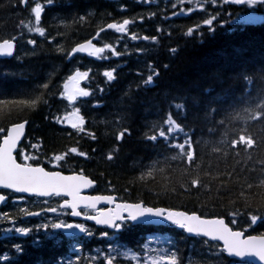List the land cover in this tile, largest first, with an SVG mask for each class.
Listing matches in <instances>:
<instances>
[{
    "label": "trees",
    "instance_id": "1",
    "mask_svg": "<svg viewBox=\"0 0 264 264\" xmlns=\"http://www.w3.org/2000/svg\"><path fill=\"white\" fill-rule=\"evenodd\" d=\"M35 2L44 5L40 23L45 29L44 37L30 33L21 24L22 21H34L30 8ZM201 3L204 10L200 9ZM190 7L193 11L187 12ZM181 9L185 12L182 13ZM89 12L93 14L88 15ZM250 12H255L263 20L257 24L240 23L238 17ZM80 15H85L84 21L79 20ZM210 16L216 17L214 32L202 24ZM125 18L133 21L128 25L129 34L156 36L158 43L132 40L129 35L106 29L100 32L94 43L97 47L104 43L113 44L122 55L112 56L105 50L102 55L107 59L80 54L67 57V52L79 43L92 40L104 25L122 22ZM196 25L200 27L191 36L185 35L189 27ZM157 27L163 31L157 32ZM13 36L16 37L14 56L8 60L0 59V99H27L43 94L48 100L47 104L41 102L35 110L21 108L9 112L5 108L0 115V127L5 129L13 123L27 121L21 146H26V152L38 157L30 163L63 174L83 172L95 183L91 190L94 195H111L122 203L143 202L148 207L195 213L205 219H223L232 230L242 231L245 236L264 234V220L258 219L255 225H251L248 219L249 213L264 216V202L255 197L245 200L239 195L242 181L247 179L258 183L260 169L264 167L257 163L264 160V117L248 119L249 114L244 111L245 107L255 109V104L264 99V82L255 76L256 70L264 67V8L257 6L252 10L247 6L219 3L214 7L212 0H199V3L192 0L191 4L187 0L184 3L179 0H150L149 3H138L137 0H55L52 5L45 4L44 0H28L27 5H19L18 0H0V40ZM28 39L36 43L30 45ZM58 45L62 51L58 50ZM171 48L177 51L172 53ZM138 49L144 51L138 52ZM149 63L159 70V76L155 78L154 86L137 87L149 74ZM113 68L116 78L106 83L102 73ZM77 69L90 70L89 78L81 81L80 86L94 93L89 97H78L75 103L85 118V131L79 134L66 123L56 124L52 119L72 110L66 100L59 98V93L63 90V81ZM242 69L254 75L247 103L241 99L246 84L242 78H233ZM138 72L141 75H137ZM45 82H50L49 89L40 87ZM206 88L213 90L207 96L203 92ZM129 92L130 95H126ZM216 96L220 99L209 105L216 109L214 118L211 121L203 119L205 105ZM192 97H198V106L193 105ZM182 99L188 109L186 115L170 107V103ZM94 104L97 106L93 107ZM169 112L185 132L190 131L195 150L192 164L185 162L184 158L171 159L179 149L167 147L162 138L155 143L143 138L152 123L159 127ZM237 112L239 116H236ZM118 119L130 131L121 141L115 139L120 130L116 123ZM220 119L224 120L223 124L216 122ZM209 128L215 131L210 132ZM241 129L258 145L247 153L243 146L233 149L230 144L232 139H238ZM89 131L95 139L87 135ZM173 142L183 143L184 136L178 134ZM33 143H38L39 148H32ZM70 147L87 153L88 158L68 152ZM113 148L116 149L114 159L109 161L106 156ZM213 148L220 151L214 152ZM60 153H66L67 162L62 160L54 167L50 160ZM196 164H199L198 169ZM149 170L151 176L140 179L141 174ZM205 172L209 175H204ZM229 172L231 177L219 175L218 179H213L219 173ZM197 175L202 183L209 184V190L191 188L190 180ZM220 181H228V186L217 192ZM181 183L188 187V191L180 187ZM259 191L255 187L249 190ZM23 200L11 205L12 197H9L0 211V214L9 213L16 220L15 225L7 220L0 221V255L9 256L7 264H68L69 260L71 264H103L110 245L120 252L131 249L143 255L145 245L153 246L149 238L154 233L167 236L162 247L158 248L176 251L182 264H250L226 256L218 261L205 239L189 238L171 225L124 227L120 232L91 225L92 236H76L80 242L75 243L71 236L63 233L57 244L44 238L46 232L53 231L51 228L38 231L36 226L57 220L69 222L68 217L41 211L45 207H56L54 200L47 203L36 198ZM19 208L42 212L43 217L25 220ZM230 212L236 214L229 215ZM49 214L52 216L48 217ZM14 226L28 227L31 232L28 236L11 233L9 238H4L3 229ZM101 232H107L108 236L102 237ZM36 239L41 240L40 246L33 244ZM17 243L24 248L19 256L12 248ZM73 244L81 251L74 253ZM116 264L133 262L118 257Z\"/></svg>",
    "mask_w": 264,
    "mask_h": 264
},
{
    "label": "snow or ice",
    "instance_id": "2",
    "mask_svg": "<svg viewBox=\"0 0 264 264\" xmlns=\"http://www.w3.org/2000/svg\"><path fill=\"white\" fill-rule=\"evenodd\" d=\"M45 4L52 5L55 0H44ZM138 3H149L150 0H137ZM180 3H184L185 0H179ZM189 4L192 3V0H187ZM28 0H18L19 5H27ZM199 3V0H198ZM219 3L229 4V5H246L249 9H254L256 6L264 8V0H212V4L215 5ZM175 7V5H173ZM200 9L204 10L203 3L200 4ZM121 7V11H123ZM44 11V5L40 2H35L34 6L30 8L31 17L34 18L33 22L24 23L21 22L22 26L30 33H35L41 37L45 36V29L40 26L42 12ZM193 11V8H188L187 12ZM181 12L184 13L185 9H181ZM92 12H89L88 15H92ZM175 15V13H173ZM85 15H80L79 20L84 21ZM260 17L249 14L247 20L249 22H255ZM142 19V18H141ZM216 19L215 16H210L207 19L202 21L203 25H207L210 32H214L213 21ZM239 19V17H238ZM133 21L125 18L122 22L113 21L107 23L104 27L100 28L96 36L93 39L99 37L100 32L105 31L106 29H111L116 33L123 35H129L130 39H143L151 40L154 44L158 43V38L156 36H137L135 33L129 34L128 25ZM224 24L221 23V27ZM200 25L194 27H189L185 33L187 36H191ZM157 32H162L163 30L159 27L156 29ZM16 37L13 36L11 39H2L0 40V56H12L14 51V41ZM51 43V40L49 41ZM28 44L34 45L36 42L33 39H28ZM58 50L59 45L57 46ZM108 50L111 52L112 56H120L123 53L116 50L113 44L104 43L102 47H97L92 43V40H87L84 43H79L67 52V57L71 58L74 53H87V55L95 57L97 59H107V56L102 54ZM139 51H144V49H138ZM170 52L175 53L177 49L171 48ZM165 68L168 67L167 64L164 65ZM149 74L146 78L141 79L137 84V87L143 86H154L155 78L159 76V70L155 69L151 63L148 64ZM89 71H80L77 69L71 75H69L61 85L62 91L59 93V98L66 100L68 105L72 108L70 112H67L63 116H53V122L56 124H67L78 134L85 131V118L80 114L81 110L79 107L75 106L78 97H89L94 95V93L87 88H82L81 81L89 78ZM115 68L110 70L103 71L102 75L106 78V83L113 81L116 77L114 75ZM137 75H141L139 72ZM255 76L259 78L260 81L264 82V67L258 68L255 72ZM233 78H242L247 87L244 89V96L241 99L245 100L247 103V97L251 95V87L254 82V75L249 74L247 69H242L239 73L234 74ZM49 83L45 82L40 85L43 89H49ZM103 92V88L100 89ZM213 90L211 88H206L203 90L204 95H209ZM54 94V93H52ZM126 95H130L126 93ZM227 95V92H225ZM220 99L219 96L212 97L208 104L205 105L203 119L211 121L214 116L216 109L210 107L212 103ZM47 104L48 100L43 98V94H37L31 96L27 99H18V100H2L0 99V115H3L5 108L9 112L12 110H19L21 108H27L35 110L40 103ZM192 103L194 106H198V97H192ZM97 105H93L96 107ZM170 107H174L177 112L187 114V106L182 99L180 102L173 101L170 103ZM232 107V105H230ZM245 112H248V119L256 120L264 117V99H260L258 103L255 104V109L250 107L244 108ZM231 115V113H228ZM236 116H239V113H236ZM195 118V117H194ZM235 118V117H233ZM47 120L48 117L45 116ZM219 124H223L224 120L220 119L216 121ZM27 121L13 123L11 126L6 129L0 127V189L10 190L12 193H25L29 196L36 197H47V198H60L57 202L56 207H45L41 209L42 212H52L57 213L58 215H71L72 217H82L84 220L94 221L96 225L106 226L109 229H114L116 232H120L124 227H136V226H161L164 222L175 226L178 229H181L183 233L190 234L195 237H204L206 238L205 244H207L211 254L216 256L219 260H222L224 256L227 257H238L243 260L245 257L255 258V261H258L259 264H264V234L261 235H244L242 231H234L225 224L223 219H204L198 216L195 213H187L184 211H173L171 209H165L162 207H148L143 204V202L136 203H116L115 207L108 208L107 210L97 209V204L103 202L108 205L114 203L115 198L111 195H94V196H85L81 192L83 189H87L93 185V181L83 174L72 175H62L60 171H46L44 167L33 165L30 161L37 160L36 155L26 152V146H21V138L24 136L25 125ZM117 125L120 126V130L116 133V141H121L124 138L125 133L130 134L128 128L123 127L121 120L116 121ZM166 126V129H165ZM209 131H215L214 128H209ZM6 132V134H4ZM178 134L184 136V142H173L176 140ZM87 135L95 139V135L89 131ZM145 140L156 142L158 138H162L167 147L173 149H179L178 154L171 156V159L176 160L178 158H184L185 162L192 164L195 161V150L194 142L191 139L190 131L185 132L184 127L173 118L171 112L167 115V118L162 121V123L157 126L155 122L152 123L150 129L145 132ZM227 141H221L225 143ZM231 147L233 149L237 148L238 145L243 146L245 152L247 153L250 149L256 148L257 142L253 139L252 136L245 134L244 130H240V134L237 138H234L230 141ZM32 148L38 149L39 144L33 143ZM95 151V150H94ZM214 152H219V148H213ZM14 152L17 155H14ZM68 152H71L77 156H83L86 159L88 154L85 152L78 151L76 147H70ZM116 149L113 148L106 156V159L111 161L114 159ZM66 153L55 154L52 156L50 163L53 166H57L58 163L62 160H65ZM18 160L22 162H18ZM261 165H264V160L257 161ZM196 168H199V164H196ZM260 176L257 178V182H250L247 179L242 181V190L239 195L247 200L248 198L255 197L261 202H264V167L260 169ZM151 170L147 173H142L140 179H144L145 176H151ZM204 175H209L208 172H205ZM219 175L232 176V173H219L217 176H213V179H218ZM190 186L193 189L203 188L209 190V184L202 183L200 176L197 175L190 180ZM228 186V181H220L216 187V191L220 192L222 189H226ZM180 187L184 188L185 191H188V187L181 183ZM259 188V192H249L253 188ZM66 197V199H65ZM9 197L6 194H0V203H6ZM18 199H23L19 197ZM233 203L235 201H232ZM47 203V201H45ZM83 209V211H81ZM59 210H70V212H62ZM19 213L24 216H39L40 212L29 211L26 208H19ZM236 213H229V215H235ZM248 219L251 221V225H255L257 220H264V216H259L258 214L249 213ZM7 220L9 224L15 225L16 220L14 217L10 216L9 213L5 212L0 214V221ZM236 221H233L235 223ZM249 225V227H251ZM37 230H47L51 228L52 232H46L45 239L52 240L55 243L59 244L61 242L60 237L63 233H68L75 243L80 241L74 235V230H78L79 233H82L87 236H92V232L85 224L82 223H68L64 220H57L56 222H50L43 225H37ZM246 231V229H245ZM16 233L20 236H28L31 232V229L28 227L14 226L12 228H4L3 233L5 234L4 238H9L8 234ZM102 237L108 236L107 232H101ZM219 241L221 246H218L215 243ZM35 246H40L41 240L36 239L33 241ZM12 248L17 256L23 254L24 248L21 244H13ZM72 250L74 253L81 251L79 247H75V244L72 245ZM152 253L149 254L147 245H145V256L142 259V264H182L176 251H169L166 248L152 249ZM115 253V255H113ZM103 255V253H101ZM123 257L126 260H130L135 264L138 260V257L135 252L131 249L120 252L119 249L113 248L110 245L109 253L105 256L103 264H116L117 258ZM78 259V257H77ZM95 260L96 257H93ZM0 262H9V256L7 254L0 255ZM68 264H71V261H68ZM231 264V262H229ZM254 264V262H253Z\"/></svg>",
    "mask_w": 264,
    "mask_h": 264
},
{
    "label": "water",
    "instance_id": "3",
    "mask_svg": "<svg viewBox=\"0 0 264 264\" xmlns=\"http://www.w3.org/2000/svg\"><path fill=\"white\" fill-rule=\"evenodd\" d=\"M14 51H15V44H14ZM14 51H13V55H12V56H10V57H9V56H0V59H6V60L11 59V58L14 56ZM74 54L87 55V53H80V52H77V53H74ZM74 54H73V55H74ZM25 129H26V125H25ZM24 135H25V132H24ZM23 138H24V136H22V138H21V142H22ZM14 155H15V152H14ZM46 171H47V170H46ZM61 174H62V175H72V174H63V173H61ZM94 186H95V183H93V185H92L91 187H89V188H87V189H83L82 192H81V194H82V195H85V196H94V195H90V194H89V191H90ZM1 190L11 192L10 190L0 189V191H1ZM15 194L23 195V196H29L28 194H25V193H15ZM113 197L115 198V200H114V203H113L112 205H108V204H106V203L101 202V203L97 204V208H98V207H105V209H103V210H107V209L110 208V207L114 208L116 203H121V202H116V197H115V196H113ZM38 198H47V197H38ZM65 199H66V197H65ZM2 204H3V203H0V208H1ZM32 217H35V216H32ZM70 217L73 218V219L83 220V221H86V222L94 223V224H95L94 221L84 220L82 217H72L71 215H70ZM204 219H205V218H204ZM167 224H168L167 222H164L161 226H165V225H167ZM225 224H226V223H225ZM226 225H227V224H226ZM95 226H97V227H106V226H101V225H96V224H95ZM153 226H155V225H153ZM227 226H228V225H227ZM155 227H159V226H155ZM228 227H229V226H228ZM177 229H178V228H177ZM178 230H179V231H182L181 229H178ZM66 234H68V233H66ZM75 234H77L76 231H74V235H75ZM185 234H186V236L189 237V238H193V237H195V236H191L190 234H187V233H185ZM68 235H69V234H68ZM200 238L206 239V238H204V237H200ZM212 243H217V244L220 245V242H219V241L212 242ZM220 246L222 247V245H220ZM225 256H226V255H225ZM226 257H227V256H226ZM227 258L232 259V260H235V261H239V262H245V261H248V262H250V263H252V264H253V262H254V264H259L258 261H255V258L245 257V258H243V260H242L241 258H238V257H227Z\"/></svg>",
    "mask_w": 264,
    "mask_h": 264
},
{
    "label": "rangeland",
    "instance_id": "4",
    "mask_svg": "<svg viewBox=\"0 0 264 264\" xmlns=\"http://www.w3.org/2000/svg\"><path fill=\"white\" fill-rule=\"evenodd\" d=\"M257 7V6H256ZM255 7V8H256ZM248 8V7H247ZM249 14H253V15H256L258 17H260L259 19H257L255 22H249L246 18ZM243 17L240 18L239 22L240 23H243V24H255V23H259L261 22L263 19L261 16L255 14V13H249ZM56 214V213H54ZM14 233V232H13ZM150 242L153 243V246H147L148 250H149V254H155V253H152L151 250L152 249H160L158 247H162L163 243L167 240V236L164 235V234H160V233H154L153 235L150 236L149 238ZM137 257H138V260L136 261L137 264H141V261H142V258L143 256H145V251L143 252V255H138L136 254Z\"/></svg>",
    "mask_w": 264,
    "mask_h": 264
},
{
    "label": "flooded vegetation",
    "instance_id": "5",
    "mask_svg": "<svg viewBox=\"0 0 264 264\" xmlns=\"http://www.w3.org/2000/svg\"><path fill=\"white\" fill-rule=\"evenodd\" d=\"M8 197H12V201L10 202L11 204H13V205H16L17 204L16 199H18L19 196L8 195ZM23 199H34L35 200V198H29V197H26V198H23ZM23 199H18L17 201H19V202L24 201ZM59 199L60 198H51V199L49 198V199H41V201L45 202V201H52V200H54L57 203L59 201ZM81 211H83V210H81ZM64 212H69V211L68 210H65ZM50 216H52V215L49 214L48 217H50Z\"/></svg>",
    "mask_w": 264,
    "mask_h": 264
}]
</instances>
